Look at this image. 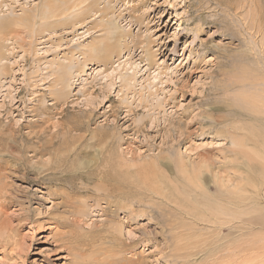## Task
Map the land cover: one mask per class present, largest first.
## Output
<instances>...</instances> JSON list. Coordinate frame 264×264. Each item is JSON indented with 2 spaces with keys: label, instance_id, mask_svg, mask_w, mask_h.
Segmentation results:
<instances>
[{
  "label": "rangeland",
  "instance_id": "374dc122",
  "mask_svg": "<svg viewBox=\"0 0 264 264\" xmlns=\"http://www.w3.org/2000/svg\"><path fill=\"white\" fill-rule=\"evenodd\" d=\"M259 93L264 0H0V173L13 199L0 264H218L215 245L226 243L228 229L222 239L192 215L213 217L207 203L217 201L186 186L178 165L213 164L200 182L217 193L209 174L227 177V162L237 160L230 131L257 123L247 109L244 116L232 109ZM29 133L62 150L35 156L27 148L15 158L4 149L9 137L20 144ZM64 155L74 177L64 185L33 181ZM100 157L129 183L123 208L104 197L111 186L79 176ZM262 158L229 188L264 221ZM131 182L142 186L139 203ZM171 185L180 189L173 199L185 200L177 210L162 199ZM25 215L32 220L19 221Z\"/></svg>",
  "mask_w": 264,
  "mask_h": 264
},
{
  "label": "bare ground",
  "instance_id": "6f19581e",
  "mask_svg": "<svg viewBox=\"0 0 264 264\" xmlns=\"http://www.w3.org/2000/svg\"><path fill=\"white\" fill-rule=\"evenodd\" d=\"M260 95H258V97H257V95H254V96L250 95L248 97L244 96V99L246 98V101L248 99V102H247L248 106L246 105V106H244V108L242 106L239 107V108H241V110H238L236 108L232 109L234 111V113H238L242 116H244V112H245V115L247 114V111L250 112L251 114L249 115V119L253 120L254 122H257L258 124L256 123V125H254V126L242 124L241 126H234L232 128L233 132L230 131L233 147H229L228 150L230 151V153L232 155H234V157L237 160L242 159V161L240 162L237 160H232V161H228L229 164L227 162V165L224 168L225 169L224 172H226L227 177H222L221 175L217 174L213 170L211 171L212 174H209V175H211L210 177H211L212 183L215 184L217 188L218 187L220 188L217 193H216V191L213 192L211 190L210 186H212V185L205 184V187H203L202 183L200 182L201 174H203V173H205V171H208L209 169H211L213 167V164H211V165H206L205 163L203 164L205 159L201 158L203 160L200 161V163L198 162L199 163L198 165L193 164L191 167L189 166L190 167L189 170L186 168L187 163H184L183 161H182V164L180 166L178 165V167H180L181 172H182L181 173L182 174L181 179L186 186H187V184H189V185H191V187L196 188L195 193H197V195L199 194V196L201 195L202 197H203L204 193H205V195L206 194L207 195L212 194L215 197V200L217 201V205H215L214 202L207 203V205L210 206L212 210H214V216L213 217L210 218L209 216H207L205 211H201L200 213H194L193 212L192 215L194 218H197L198 220H200L199 223H202L205 227L206 226L209 227L218 236H220V234L223 233L222 232L223 230L228 229L229 235L226 236L227 237L226 243H223V242L220 243L219 242V243H216L217 245H215L214 250H217L215 252L217 254V263L218 264H264V221L257 219L252 214L251 209L243 208V206L244 207H248V206L250 207V205L246 202L247 200L246 201L244 200L245 198L242 197L243 195L242 196L238 195V193L235 189L236 187L234 188L235 190H232V191L229 188V186L231 184H233V185L235 184L234 180L239 178L238 176L242 177L241 174H238L237 172H239V171L244 172L246 170H249L250 166L251 165L253 166L252 163L254 161H257L260 158V153L264 152V146H262V144H264V128H262V127H264V95L263 96L261 95L262 98ZM259 103H261V105ZM246 109H247V111H245ZM222 119H223V117L221 118V120ZM259 124H260V127H257V125H259ZM20 135H23L22 137L25 138V140H26V141H22V142H24L23 144H21L22 142L20 144L17 142L18 141V139H16L17 135L13 136V137H15L14 139H12V136H11L12 140L8 136L10 140L8 139L9 142L6 141L7 145H5L6 148H4V149L5 150L7 149V151L11 154H13L16 151L21 154L25 149L26 150L32 149L35 153V156L38 154L43 156V155L48 154V153H53L54 150H57V152H59V150L62 148V146L60 149L58 148V146H60L59 141H54V142L45 141V142H43L42 141V139H43L42 135H37V136L35 135L37 141H35V139H33L34 137L31 138L32 135H30V133L28 135H25V134H20ZM34 142H38V144L36 146H34V144H33ZM77 142H78V140H77ZM29 143H31L32 145L31 144L29 145ZM0 144L3 145L2 143H0ZM66 145H68V144L66 143ZM1 147L3 150V146H1ZM27 148H30V149H27ZM51 148L53 149V151ZM7 151H5V152L7 153ZM75 154H77V152H75ZM14 155H15L14 156L15 158H18L15 153H14ZM69 156H70V154H69ZM14 157H12V158H14ZM68 157H66L65 155L64 156H56L55 160H52L51 162L43 164L41 168L38 167V166H40V164L37 162L38 166L36 165L37 167L36 166H34V167L40 168L41 170L38 172V176L33 178L34 179L33 181L37 182V183L47 182L49 184H51V183L58 184L59 183V184L64 185L65 182L70 180V178L74 177L73 173H71L69 171L70 166L68 163H69L70 159ZM201 157H202V155H201ZM230 157H231V155L229 154V158ZM17 161H19V160L17 159ZM40 161H41V158H40ZM67 161H68V163H67ZM20 162H21V160H20ZM211 162L214 163L213 161H211ZM236 162H240L241 164H239V163H238V165L234 164ZM201 164H203V165H201ZM223 164H224V161H223ZM0 167H1V165H0ZM25 169H26V167L24 168V170ZM84 169H86V170L83 172L80 170L82 173L79 176H82L83 178L87 179L88 181H94L95 179H97L100 182H102V184L99 182L101 185L106 186V184H107L108 186H111V188L106 189L108 191L104 197L108 200V203L111 202V204H114L116 199L121 200L120 204L117 202L118 204H116V207H118V208L124 207V205L122 203V201H123L122 199H126L127 192H126L125 188H128L129 186L127 185L128 181L123 176V171H121V169H118L119 171L115 170V172H111L107 168L106 163L102 161L101 157L97 163L89 164L88 167H86ZM213 169H214V167H213ZM232 170H233V173L230 172ZM146 174H148V173H146ZM229 174H230V176H229ZM237 174H238V176H237ZM27 175L28 174H26V176ZM140 175H142V174H140ZM146 176L147 175H145V177ZM1 177L2 176L0 173V237H1L2 241L5 242L6 241V235L7 236L10 235L9 234L10 231L13 230L12 225L10 226L12 219L10 221L9 217L7 216V207L9 206L7 204V202L9 203L8 199L10 201H13V199L11 197H9V194H8L9 189H8L7 182L1 181ZM77 178H78V176H77ZM150 178H152V177L146 178V180L148 179V181H149ZM224 178L226 180V183H223V186L225 188L219 186V181L221 182ZM154 179H151L150 181L152 182ZM201 179H202V177H201ZM29 180H31V179H29ZM132 180H133V177H132ZM143 180H145V179L143 178ZM247 181H249V183L252 185H254V183H255L251 179L250 180L247 179ZM96 182H98V181H96ZM135 182H136V180H135ZM153 183L155 184V181ZM163 184H166V182ZM184 184H182V185H184ZM131 185H132V182H131ZM131 185H130V187H131ZM152 185L153 184H150L151 187H152ZM132 186H134V185H132ZM147 186H148V183H147ZM239 186H241V185H239ZM134 187H137V189H136L137 191H136V193H133V195H132L133 197H131L132 202L138 201V203H139V200H137L136 198H138L139 194L141 193L140 189H142V186L139 187V185L135 183ZM134 187H133V189H134ZM138 187H139V189H138ZM153 187H152V189H153ZM156 187H158V186H155V188ZM160 187H161V185H160ZM185 187H183V188H185ZM155 188H154V191H155ZM168 188L170 190V193H168V191H167L168 194L164 193L166 195H163L162 199H163V201H164V199H165V201L167 200V202H165V203H167L170 208L177 210L178 207L183 206L181 204V201L183 202L185 200L183 198H181L182 200H180L179 197H177V198H179L178 201L173 199V196H175V195L179 196L178 193H176V192L179 191L180 189L178 190V188L172 187V185H171V187L169 186ZM199 188L203 189V191H200V190L197 191V189H199ZM161 190L159 188V191H161ZM55 191H59V190L55 189ZM128 192H130V191L128 190ZM156 192H157V190H156ZM156 192H155V194H156ZM49 193L52 194L51 191H49ZM7 194H8V196H7ZM130 194H132V192H130ZM158 194H157V196H158ZM222 195L226 196V197L222 198L221 197ZM159 196H161V195L159 194ZM175 198H176V196H175ZM14 200H16V198ZM17 203L20 205L19 199L17 200ZM129 203H130V201H129ZM165 203H163V205ZM21 206H22V203H21ZM188 206H190V204ZM22 208H24V207H22ZM184 208H182L183 209L182 211H184ZM185 210H186V208H185ZM133 212H134V210H133ZM187 215H189V214H187ZM10 218H11V216H10ZM58 218H59V216L55 218L56 226L63 225L65 222L60 221ZM30 219L31 218H29L25 215V216H22L21 219H19V221L27 220L29 222ZM212 219H214V220H212ZM37 222L39 223L40 227H43V221H41L38 218V220H36L35 223H37ZM12 224H13V222H12ZM202 224H200V225H202ZM256 226H258V227H256ZM11 232H13V231H11ZM220 237L222 239L226 238L225 236H220ZM228 237H231V238L229 239ZM221 238H220V240L222 241ZM117 240L118 239L116 238V241ZM132 245H133V243H132ZM135 245L136 244H134L133 246H135ZM130 247L132 248L131 245H130ZM112 250H113V248H112ZM79 251H80V249H79ZM82 251H83V249L80 252H82ZM115 251L117 252V250H115ZM139 258H140V256H139ZM127 261H129V260H127ZM127 261H125V263ZM108 262H111V261H108V259L107 260L103 259L101 264H109ZM113 262H116V260ZM113 262H111V264H113ZM143 263L144 262L143 261L141 262V260L131 261V264H143Z\"/></svg>",
  "mask_w": 264,
  "mask_h": 264
}]
</instances>
